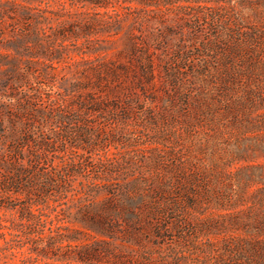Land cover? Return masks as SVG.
Instances as JSON below:
<instances>
[{"label":"rangeland","instance_id":"rangeland-1","mask_svg":"<svg viewBox=\"0 0 264 264\" xmlns=\"http://www.w3.org/2000/svg\"><path fill=\"white\" fill-rule=\"evenodd\" d=\"M226 4L264 13V0H102L82 8L77 0H46L41 5L52 11L47 13L50 29H35L32 37L38 34L43 44L48 40L55 58L20 61L14 70L8 68L14 62L11 40L22 35L9 20L0 21V153L8 163L16 157L9 150L17 136L12 129L25 123L34 132L37 151L54 163L82 161L73 175L76 186L93 177L95 162L104 155L113 163L108 173L118 191L142 176L162 178L166 190L159 234L152 226L118 218L109 237L80 222L71 202L54 207L52 198L43 201L42 222L21 210L39 188L40 179L28 177V193L11 191L1 199L6 208L0 209V264H205L224 247L255 238L245 217H264V108L207 126L197 112L201 86L189 73L202 57L199 41L211 29L206 7ZM59 9L66 11L64 29L55 27ZM177 54L186 56L187 69L174 79L164 68L178 67ZM148 59L153 79L144 75ZM103 65L114 67L118 76L98 80L92 69ZM101 100L126 108L109 113L97 107ZM179 175L197 178L193 199L178 193L189 188ZM235 215L239 225L232 221Z\"/></svg>","mask_w":264,"mask_h":264},{"label":"trees","instance_id":"trees-1","mask_svg":"<svg viewBox=\"0 0 264 264\" xmlns=\"http://www.w3.org/2000/svg\"><path fill=\"white\" fill-rule=\"evenodd\" d=\"M44 1L46 0H0V21L8 23L9 20L12 29H19L22 35L16 41L11 40L14 42L11 52L14 62L13 65H9V69H16L20 61L34 64L40 61H52L55 58L52 55L53 50L47 46L48 40L43 44L38 34L32 37L35 29H50L51 21L47 13L52 11L47 6L41 5ZM77 1L82 8L86 3L92 7L99 6L102 0ZM206 8L210 13L204 19L211 29L205 39L199 41L197 51L202 57L197 63L189 66V73L201 86L202 94L198 96L197 112L201 115L200 122L208 126L228 115L237 117L242 114L247 118L251 112L264 108V22L262 20L264 13L254 7L243 9L235 4L211 5ZM55 12L56 29H64L66 20L63 16L66 11L59 9ZM252 18L255 20L250 21ZM128 39L130 41V35ZM130 48L133 51L136 45L131 43ZM178 57L181 63L177 68H164L166 75L173 76L174 79L183 72L182 69H187L184 63L186 56L181 54ZM117 66L127 68L124 64ZM145 68L146 78L153 79L154 66L150 59L147 60ZM92 70L98 80L107 77L113 79L118 76L115 68L110 66L103 65L102 68L94 67ZM26 103L30 102L26 101ZM96 104L109 113H111L110 108L121 110L126 108L115 100L110 102L101 100ZM103 104L104 106L101 107ZM31 117L33 115L26 116L25 120L29 122ZM250 124L256 126V122ZM2 125L0 116V128ZM12 130L17 136H14L15 142L10 145L9 150L14 151L16 157L8 163L6 155L0 153V176L3 177L0 179V209L6 208L1 203V199L9 197L11 191L27 192L28 189H25L27 178L31 177L40 179L39 188L31 192L34 194L32 198L30 197L31 202L21 210H29L31 216L38 221H43L39 213L40 204L52 198L56 203L54 207L68 202L74 204L79 209L80 222L109 237L113 236L119 225L118 218L134 226L137 223L144 228L152 226L156 234L161 232L162 193H166L162 187V178L145 176L134 178L124 182L118 191L112 181L113 178L108 173L113 163L106 156L100 155L95 162L97 169L93 177L90 180L79 181L76 186L73 183L75 181L73 175L81 171L76 170L75 167L82 161L75 162L71 159L54 163L46 156L45 151H37L38 143L35 142L34 132L27 128V124L25 126L24 123L21 130L15 127ZM114 137L115 135H112V138ZM25 144L29 145L30 150L27 156L23 154ZM42 146L43 149H47L46 144L42 143ZM1 164H4L3 171L7 174H3ZM78 167L81 168L80 165ZM181 176L187 181L189 188L180 189L178 193H185L186 198L193 199L195 192L191 186L195 187L193 184L197 178L184 175H179L178 178ZM207 186L201 187L205 195L208 194ZM29 195L31 194H28V197ZM34 204L36 209L33 210ZM238 213L239 211L234 214ZM245 218L246 222L255 229V238L244 244L238 241L233 246L224 247L223 251H217L218 258L213 262L206 260L205 264H264V239L261 236L264 232V217L246 214ZM232 221L238 225L241 222L237 215ZM83 257L80 255L79 258Z\"/></svg>","mask_w":264,"mask_h":264}]
</instances>
